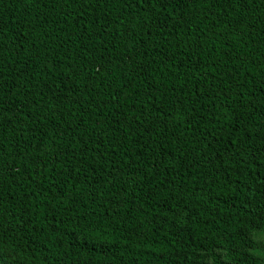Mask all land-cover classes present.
Instances as JSON below:
<instances>
[{
	"label": "trees",
	"instance_id": "16d2710c",
	"mask_svg": "<svg viewBox=\"0 0 264 264\" xmlns=\"http://www.w3.org/2000/svg\"><path fill=\"white\" fill-rule=\"evenodd\" d=\"M5 264H264V0H0Z\"/></svg>",
	"mask_w": 264,
	"mask_h": 264
},
{
	"label": "snow or ice",
	"instance_id": "6c2138e0",
	"mask_svg": "<svg viewBox=\"0 0 264 264\" xmlns=\"http://www.w3.org/2000/svg\"><path fill=\"white\" fill-rule=\"evenodd\" d=\"M0 247H2V245H0ZM0 264H5V260L2 256H0Z\"/></svg>",
	"mask_w": 264,
	"mask_h": 264
}]
</instances>
